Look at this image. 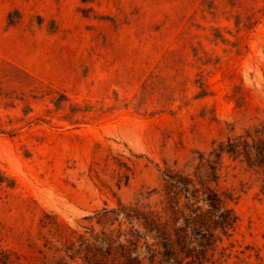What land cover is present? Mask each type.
Returning a JSON list of instances; mask_svg holds the SVG:
<instances>
[{
	"label": "rangeland",
	"instance_id": "374dc122",
	"mask_svg": "<svg viewBox=\"0 0 264 264\" xmlns=\"http://www.w3.org/2000/svg\"><path fill=\"white\" fill-rule=\"evenodd\" d=\"M263 120L264 0H0V264H83L102 209L158 210L164 168ZM220 162L204 264H264V191Z\"/></svg>",
	"mask_w": 264,
	"mask_h": 264
},
{
	"label": "trees",
	"instance_id": "16d2710c",
	"mask_svg": "<svg viewBox=\"0 0 264 264\" xmlns=\"http://www.w3.org/2000/svg\"><path fill=\"white\" fill-rule=\"evenodd\" d=\"M223 156L242 164L264 191V120L227 136L207 154H197L188 168L161 171L164 193L159 205L119 206L97 213L108 227L82 238L83 264H204L222 238L233 231L236 216L216 190ZM112 216V218H111ZM120 216L123 222L118 221ZM116 223V228H111ZM127 225L121 229L122 224ZM217 254L222 255L223 249Z\"/></svg>",
	"mask_w": 264,
	"mask_h": 264
}]
</instances>
